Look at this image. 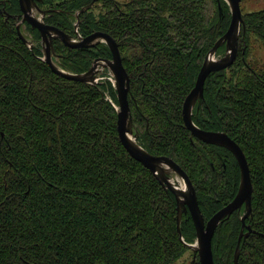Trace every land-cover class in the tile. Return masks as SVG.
Returning <instances> with one entry per match:
<instances>
[{"label": "trees", "instance_id": "16d2710c", "mask_svg": "<svg viewBox=\"0 0 264 264\" xmlns=\"http://www.w3.org/2000/svg\"><path fill=\"white\" fill-rule=\"evenodd\" d=\"M124 2V5L121 3ZM219 3L225 16L219 15ZM92 4L87 12L76 13ZM48 25L76 37L103 32L120 44L131 81L129 104L137 142L154 156L173 159L196 191L205 222L233 201L240 168L225 148L193 138L183 104L203 62L227 32L223 0H42ZM19 0L0 10V264H199L177 230V201L132 158L117 129V91L105 70L98 84L64 79L42 60L40 34L22 25ZM10 17H9V16ZM14 17V18H13ZM235 63L205 82V101L193 120L204 131L225 132L243 150L253 184L251 234L238 264H264V10L243 14ZM54 62L73 74L97 59L110 60L102 43L70 49L54 42ZM221 47L217 56H223ZM243 210L217 228L215 264H234ZM181 231L196 242L190 214Z\"/></svg>", "mask_w": 264, "mask_h": 264}, {"label": "water", "instance_id": "95a60500", "mask_svg": "<svg viewBox=\"0 0 264 264\" xmlns=\"http://www.w3.org/2000/svg\"><path fill=\"white\" fill-rule=\"evenodd\" d=\"M229 7L231 13V22L227 32L214 44L207 54L196 83L192 91L186 97L183 104V120L187 130H189L196 140L205 144L222 147L230 151L238 162L240 168V186L237 195L227 206L218 211L210 220L205 222L201 213L196 191L183 169L171 158L154 156L142 148L138 142V133L136 131L135 121L129 104L131 93L130 78L123 65L120 54V44L111 36L103 32L93 33L82 38L79 35V21L75 26L76 38L65 33L58 27L48 25L45 18L50 14V10H43L39 3L42 0H19L22 16H17V33L20 40L30 49L34 48V41L25 37L22 32V24H29L32 30H37L40 34L43 45L42 60L51 68L56 75L75 82L91 85L98 84L103 71L107 69L114 77V86L117 91V129L124 148L128 154L136 161L147 168L164 187L166 191L172 192L177 201V230L181 242L193 252V263L198 257L199 264H215L212 251V240L220 224L228 219L234 212L244 210L241 220L243 229L248 232H242L235 251L234 264H238L240 256V246L242 240H246L252 230L246 225V220L252 216V195L253 184L251 180L250 168L247 158L241 147L232 140L225 132H210L200 129L193 120V114L196 106L200 107L204 101L205 82L209 76L217 72H226L236 61L239 51V39L241 32H245L243 12L241 3L243 0H223ZM0 5H5V1H0ZM92 4L82 8L76 13L79 20L80 15L90 10ZM219 15L222 19L225 16V8L219 3ZM37 15H40L39 17ZM10 17V16H9ZM14 18V17H13ZM60 41L64 46L70 49H91L101 43H105L111 53L112 59L94 61L92 67L83 74H73L63 71L55 62L56 55L54 42ZM221 47H225L223 56L217 57V52ZM177 176L183 183H175L172 176ZM190 214L195 229L196 242L188 244L185 242L181 224L184 215Z\"/></svg>", "mask_w": 264, "mask_h": 264}, {"label": "rangeland", "instance_id": "374dc122", "mask_svg": "<svg viewBox=\"0 0 264 264\" xmlns=\"http://www.w3.org/2000/svg\"><path fill=\"white\" fill-rule=\"evenodd\" d=\"M241 9L243 14L250 13L253 11L264 10V0H243L241 3ZM252 43H253L252 55H254V58H256V62L261 61L262 63H264V49H260L257 46L256 42H254L253 40ZM219 57L221 56H217L216 58ZM191 254L192 251H188L184 256V260L190 261L192 257Z\"/></svg>", "mask_w": 264, "mask_h": 264}, {"label": "flooded vegetation", "instance_id": "af4514ba", "mask_svg": "<svg viewBox=\"0 0 264 264\" xmlns=\"http://www.w3.org/2000/svg\"><path fill=\"white\" fill-rule=\"evenodd\" d=\"M0 1H5V5H0V10H1L2 12H5V7H6V5L8 4L9 0H0ZM121 4L124 5V2H122ZM39 6H40V3H39ZM40 8L43 9V10H46V8H42L41 6H40ZM8 16H9V15H8ZM21 16H22V13H21ZM37 16L39 17L40 15H37ZM47 17H48V15L46 16V18H47ZM23 24H27V23L24 22ZM23 24H22V25H23ZM28 25H29V24H28ZM95 33H97V32H95ZM101 44H102V43H101ZM99 45H100V44H99ZM99 45H98V46H99ZM98 46H97V47H98ZM94 48H96V47H94ZM104 71H105V70H104ZM104 71H103V72H104ZM130 86H131V81H130ZM204 92H205V89H204ZM129 98H130V96H129ZM204 101H205V96H204ZM204 101H203V102H204ZM203 102L201 103V106H202ZM201 106H200V107H201ZM196 107H197V106H196ZM200 107H199V108H200ZM172 177H173L177 182L180 181L179 178H178L177 176L173 175ZM242 210H243V209H242ZM237 212H238V211H237ZM240 212H241V211H239L238 213H240ZM243 212H244V210H243ZM234 213H235V212H234ZM243 214H244V213H243ZM232 215H233V214H232ZM232 215H231V216H232ZM184 216H185V215H184ZM184 216H183V217H184ZM229 218H230V217H229ZM229 218H228V219H229ZM225 220H226V219H225ZM247 220H248V219H247Z\"/></svg>", "mask_w": 264, "mask_h": 264}]
</instances>
